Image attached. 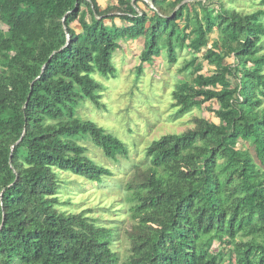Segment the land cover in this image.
Returning a JSON list of instances; mask_svg holds the SVG:
<instances>
[{
	"label": "trees",
	"instance_id": "16d2710c",
	"mask_svg": "<svg viewBox=\"0 0 264 264\" xmlns=\"http://www.w3.org/2000/svg\"><path fill=\"white\" fill-rule=\"evenodd\" d=\"M116 1L122 26H108L116 17L98 0H0V264H264V11L244 15L221 4L215 15L202 1L175 0L167 14L164 2L151 0L150 16L132 0ZM216 29L221 43L210 48ZM140 38L141 74L164 49L172 64L187 41L193 52L206 50L216 71L181 85L174 107L185 116L217 101L220 123L198 119L148 147L150 166L131 197L138 221L131 256L123 260L113 228L87 212L60 211L57 172L94 183L113 177L81 140L111 161L128 157L121 139L79 119L77 108L87 100L105 108L93 76H114L121 42Z\"/></svg>",
	"mask_w": 264,
	"mask_h": 264
},
{
	"label": "rangeland",
	"instance_id": "374dc122",
	"mask_svg": "<svg viewBox=\"0 0 264 264\" xmlns=\"http://www.w3.org/2000/svg\"><path fill=\"white\" fill-rule=\"evenodd\" d=\"M156 1L164 2V10L167 14H172L171 4L175 0ZM201 1L205 3L208 11L215 12V15L221 4L226 9L236 10L244 15L264 11L260 0H213V2L192 0L187 3ZM136 3L140 11L150 16H153L151 10L157 9L151 0H132L133 5ZM98 4L102 12L109 11L108 16L116 17L115 20L106 21L108 26H111L113 21L118 26L124 25L125 22L117 18L124 15V9L118 6L116 0H98ZM196 10L204 24V6L196 4L193 11ZM180 23L181 26L185 24L183 21ZM73 27L78 33H82L78 23ZM3 31L5 32L4 29ZM190 32L191 30L187 31V34ZM220 33L216 29L209 35L208 47H213L215 42L221 43ZM144 42V38L121 42V48L115 53L112 61L116 70L115 75L93 76L102 86L99 95L104 109H99L89 100L81 101L77 108L79 119L93 121L121 139L128 149V157H120L118 162L111 161L90 139L81 140L80 144L87 150L86 155L96 164L111 169L113 177L104 178L101 183H94L71 173L57 172L60 180L58 197L62 204L60 211L73 214L87 212L99 226L113 228L115 235L113 248L123 260L131 256L130 234L138 222L133 219L132 207L136 202L131 200V197L143 182V174L150 166V161L146 157L148 147L164 136L179 135L194 129L198 119L218 125L220 123L214 113L220 109L217 101L194 108L185 116L178 115V109L174 107L176 104L174 93L181 85L188 84L194 87L198 75L212 76L216 71L215 67L204 60L206 50L201 54L193 52L187 47L189 45L187 41L186 48L177 49V63L172 64L168 50L164 49L151 64H143L141 74L140 55L144 49ZM234 62V58L231 57L225 64L233 65ZM248 67L253 69L251 65ZM2 69L0 60V73ZM229 80L234 86L238 84V79L232 76H229ZM245 147L246 143L241 142L238 149L244 150Z\"/></svg>",
	"mask_w": 264,
	"mask_h": 264
},
{
	"label": "water",
	"instance_id": "95a60500",
	"mask_svg": "<svg viewBox=\"0 0 264 264\" xmlns=\"http://www.w3.org/2000/svg\"><path fill=\"white\" fill-rule=\"evenodd\" d=\"M191 1H192V0H187L186 2H184V4L187 3V2H191Z\"/></svg>",
	"mask_w": 264,
	"mask_h": 264
}]
</instances>
